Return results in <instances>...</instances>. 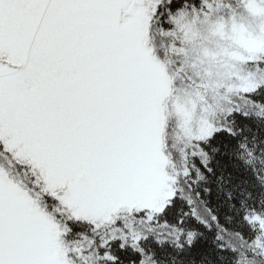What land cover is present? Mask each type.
I'll return each instance as SVG.
<instances>
[{"label":"snow or ice","instance_id":"snow-or-ice-1","mask_svg":"<svg viewBox=\"0 0 264 264\" xmlns=\"http://www.w3.org/2000/svg\"><path fill=\"white\" fill-rule=\"evenodd\" d=\"M0 264H264V0H0Z\"/></svg>","mask_w":264,"mask_h":264}]
</instances>
